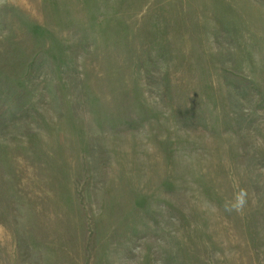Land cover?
Here are the masks:
<instances>
[{
  "label": "rangeland",
  "instance_id": "rangeland-1",
  "mask_svg": "<svg viewBox=\"0 0 264 264\" xmlns=\"http://www.w3.org/2000/svg\"><path fill=\"white\" fill-rule=\"evenodd\" d=\"M0 264H264V0H0Z\"/></svg>",
  "mask_w": 264,
  "mask_h": 264
}]
</instances>
